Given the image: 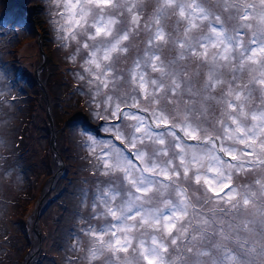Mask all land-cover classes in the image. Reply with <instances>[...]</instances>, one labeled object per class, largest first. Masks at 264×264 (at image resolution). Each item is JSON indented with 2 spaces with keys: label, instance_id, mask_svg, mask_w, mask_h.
Here are the masks:
<instances>
[{
  "label": "snow or ice",
  "instance_id": "6c2138e0",
  "mask_svg": "<svg viewBox=\"0 0 264 264\" xmlns=\"http://www.w3.org/2000/svg\"><path fill=\"white\" fill-rule=\"evenodd\" d=\"M145 2L57 0L71 39L89 29L82 145L114 178L81 188L72 250L85 264H264V0H154L147 19Z\"/></svg>",
  "mask_w": 264,
  "mask_h": 264
},
{
  "label": "rangeland",
  "instance_id": "374dc122",
  "mask_svg": "<svg viewBox=\"0 0 264 264\" xmlns=\"http://www.w3.org/2000/svg\"><path fill=\"white\" fill-rule=\"evenodd\" d=\"M145 9L144 17L147 19L154 9L150 0L146 2ZM174 24L175 18H171L168 21L169 31L173 30ZM146 39L147 34L143 31L136 35L134 37L135 46L130 49L127 57L117 65V74L124 75L125 80L127 79L126 69L138 55H142ZM72 48L74 50L76 45L74 44ZM41 52L48 56V62L38 70L43 62ZM65 55L59 49L53 48L47 32L43 9L35 6V0H0V65L5 66L9 79L16 85L18 92L23 94L21 102L17 106L21 118L17 127L16 151L14 157L11 158V163L19 171H23L26 165H21L23 162L20 164L16 159L18 144L21 140L26 142L27 139H30L31 152L35 153L34 156L31 154L34 157L32 164L38 168H31L27 172L23 171L25 184L20 190H9L0 196V200L5 202V206L0 207V220H2L0 224L3 225L0 227V236L6 233L16 236L15 233L17 235L19 233V225L16 220L21 215L23 208L11 203L10 200L23 193H26L29 199L25 215L30 240L28 245L26 242L20 243L24 248H28L23 249L21 251L23 253L16 257L14 249L19 246L21 240H16L17 238L12 236L15 239L11 243L12 248L4 256L10 259V264L13 262L14 264H23L33 255L32 241L36 237L30 232L31 222L34 219L36 207L50 184V178L59 170V165L52 156L48 143L50 124L46 114V99L40 83L46 90L51 106L50 114L53 117L55 147L63 158L67 170L62 172V177L51 188L45 202L46 206H43L38 222L41 229L44 226V220L46 221V252L44 256L42 254L39 256L38 253L30 264H84L81 260L85 255L84 251L69 250L72 244L70 239L72 234L85 227L84 222L78 220V213L88 215V205L80 207V190L88 188L96 191L104 186L103 183H97L98 181L108 182L114 179L100 175L90 153L76 144V130L86 120L88 115L87 100L91 93L86 81L79 80L76 75L77 73L83 74V68L79 67V64L85 58V51L79 52L76 65L69 64L64 59ZM165 55L171 57L174 56V52L165 50ZM36 74L38 79H36ZM81 88L87 95L82 96L77 91ZM117 88L126 90L127 84L121 82ZM54 103L57 104V107L54 106ZM211 114L210 112L209 115ZM11 116L12 113H9L5 119L11 121ZM40 123L44 125L47 123L46 130H43L44 125H39ZM0 127H10V123L0 124ZM37 129H39L38 132H36ZM240 182L247 183L248 180L241 177ZM31 189H35V191ZM63 203L67 205L65 210ZM59 204L60 210L57 208ZM8 216L11 217L8 218ZM56 220L60 222L59 225H56ZM93 222L99 223L98 221ZM84 241L86 249L87 237H84ZM15 258L20 260L15 261Z\"/></svg>",
  "mask_w": 264,
  "mask_h": 264
},
{
  "label": "clouds",
  "instance_id": "9594fccd",
  "mask_svg": "<svg viewBox=\"0 0 264 264\" xmlns=\"http://www.w3.org/2000/svg\"><path fill=\"white\" fill-rule=\"evenodd\" d=\"M146 2H149V0H146ZM150 3L155 7L154 0H150ZM35 6L43 9L47 32L53 48L59 49L62 53H65L66 55L64 56V59L68 61L69 64L76 65L78 61L77 53L84 51L79 45L86 41L89 29L81 24L78 29H75L76 39H71V31L66 34L64 30L67 25H64L61 20L59 13L63 11V8L57 7V0H35ZM145 10L144 7V11ZM89 42L93 43L98 41ZM74 44L76 45V48L73 50L72 46ZM74 56L76 57L75 60L73 59ZM83 66L84 60L79 64V67L83 68ZM0 72L3 73L2 77H0V89L3 90V92L0 93V122L7 121V123L0 124L10 123V127H0V140H3V143H0V196H2L9 190H20L25 184V179L23 172L19 171L17 167L11 163V158L14 157L16 151L17 127L21 118V114L17 111V106L20 104L23 94L18 92L16 85L9 79L7 69L4 65H0ZM86 84L88 85L87 81ZM90 111L91 110L88 108V113ZM9 113H12L11 121L5 119ZM91 123L95 127H98L100 122L92 119ZM86 141L87 136H82L81 129L78 127L76 130V144L84 148L82 142ZM7 173H10V175ZM2 206H5V204L3 200H0V207ZM2 226L3 225L0 224V227ZM76 246L77 241L72 240L69 250L76 249ZM76 251L83 252L79 249ZM81 260L85 264V261L82 258Z\"/></svg>",
  "mask_w": 264,
  "mask_h": 264
},
{
  "label": "trees",
  "instance_id": "16d2710c",
  "mask_svg": "<svg viewBox=\"0 0 264 264\" xmlns=\"http://www.w3.org/2000/svg\"><path fill=\"white\" fill-rule=\"evenodd\" d=\"M39 125H44L43 123H40ZM47 125V123L45 124ZM43 126V130H46V126ZM39 129H37L36 132H38ZM32 143L30 141V139L26 142H23L21 140V142L18 144L19 146V149H18V156H16V159L19 161V163L21 164V162H23V164L21 165H26L25 168L23 169L24 172H27L29 169L31 168H34L36 169L37 167H35V165L32 164V160L34 157V151H32ZM32 154V156H31ZM38 169V168H37ZM22 171V172H23ZM34 172V171H33ZM42 176H43V173H41ZM38 182L40 183V181L38 180ZM26 190V189H25ZM24 190V191H25ZM32 191H35V189H31ZM23 192V191H22ZM28 192V191H26ZM24 194V195H23ZM23 194H18L17 197H14L13 199L10 200L11 203L13 204H17V206L19 205L20 208H23L22 209V213L21 215L19 216V218L16 220V223L19 225V233L18 235L20 236L19 238L17 237V233H15L16 236L11 235L9 233H6V234H3V236H0V264H10V259L8 258H5V254L8 253L9 249L12 248L11 247V243H13V241L16 239V240H21L19 242V246L14 249V254L15 256H19L21 255L23 252H21L23 249L25 250L26 248H24V246L22 244H20L21 242H26V245L29 244V240H30V237H29V234H28V222L26 220V210H27V207L29 205V202H28V196L26 195V193H23ZM23 195V196H21ZM22 197V198H21ZM5 203V202H4ZM64 208V210L66 209L67 205L66 204H62ZM57 208L60 210V204L57 205ZM11 217V216H8V218ZM44 226H42V243H41V248H40V251H39V256L40 254H42V256H44L45 252H46V248H45V245H46V221L44 220ZM56 225H59L60 222L59 221H55ZM12 236L15 237V239L12 238ZM3 242V243H2ZM18 245V244H17ZM20 260L19 258H15V261L16 260ZM14 264V262L12 263Z\"/></svg>",
  "mask_w": 264,
  "mask_h": 264
},
{
  "label": "water",
  "instance_id": "95a60500",
  "mask_svg": "<svg viewBox=\"0 0 264 264\" xmlns=\"http://www.w3.org/2000/svg\"><path fill=\"white\" fill-rule=\"evenodd\" d=\"M41 54L43 55V62L40 64L39 66V69H42L46 63L48 62V56L44 53V52H41ZM36 79H38V76L36 74ZM41 85V88L43 90V93H44V97H45V101H46V106H47V118H48V121H49V126H50V135L48 137V143H49V146H50V149L52 151V156L54 157V159L57 161L58 165H59V170L57 172H55L52 177L50 178V184L48 185V188L46 189L44 195L42 196L39 204L37 205L36 207V210H35V214H34V219L33 221L31 222V228H30V232L32 235H34L36 237V239H34L32 241V249L34 250V253L33 255H31L26 261H24L23 264H30V262L32 261V259L34 257H36L40 251V248H41V243H42V231L38 225V222H39V219H40V216L42 214V209H43V206L45 207V202L46 200L48 199V194L51 190V188L53 187V185L56 184V182L59 180V178L62 177L63 175V171L67 170V167L64 163V160L63 158L59 155L56 147H55V135H54V124H53V117L52 115L50 114V110H51V106H50V102L48 100V96H47V93H46V90L44 89L43 85L40 83ZM54 106L57 107V104L54 103Z\"/></svg>",
  "mask_w": 264,
  "mask_h": 264
}]
</instances>
